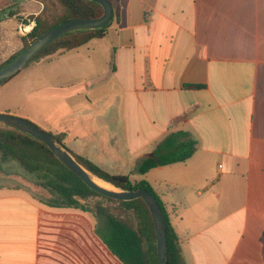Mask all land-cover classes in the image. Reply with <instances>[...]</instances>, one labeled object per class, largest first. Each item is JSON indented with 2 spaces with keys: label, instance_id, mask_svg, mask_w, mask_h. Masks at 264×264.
Returning <instances> with one entry per match:
<instances>
[{
  "label": "crops",
  "instance_id": "1",
  "mask_svg": "<svg viewBox=\"0 0 264 264\" xmlns=\"http://www.w3.org/2000/svg\"><path fill=\"white\" fill-rule=\"evenodd\" d=\"M17 2L19 12L0 17V53L20 50V21L44 9ZM115 3L120 17L104 38L22 70L36 66L26 81L41 105L52 102L42 113L47 131L65 133L72 151L113 174L147 180L183 264H264V0ZM172 131L191 133L195 154L136 174ZM11 162L0 160V264H123L95 234L92 213L34 197L14 183Z\"/></svg>",
  "mask_w": 264,
  "mask_h": 264
},
{
  "label": "trees",
  "instance_id": "2",
  "mask_svg": "<svg viewBox=\"0 0 264 264\" xmlns=\"http://www.w3.org/2000/svg\"><path fill=\"white\" fill-rule=\"evenodd\" d=\"M37 1L43 3L44 9L39 15L31 17V20L35 22L33 30L28 36L22 37L23 47L20 50L6 60H0V70L11 64L29 44L48 30L71 20L100 17L104 13L101 5L90 0ZM50 1L56 2L61 9V13L53 16L52 20L45 16L47 3ZM109 1L114 9L109 24L94 30L71 32L58 38L36 53L23 69L58 52L70 51L93 39L104 38L113 21H118L120 17V7L115 3L116 0ZM20 72L1 80L0 90ZM186 87L197 89L201 86L187 85ZM188 116L189 113H185L176 117L173 124L185 121ZM53 135L94 176L121 190L144 188L154 195L160 203L166 221L168 264H183L179 235L165 204L147 180L133 182L128 175L113 174L68 148L65 144L67 136L65 133ZM197 147L198 142L191 133L172 131L157 145L152 156L144 157L139 161L134 172L146 175L154 168L185 162L195 154ZM0 156L3 162L8 159L17 162L26 172L34 176L38 186L51 193L52 197L44 201L47 205L92 213L97 221L95 234L123 264H158L155 225L152 214L143 199L120 201L90 189L76 173L56 157L45 143L16 129L0 126ZM91 201H95V205H92ZM119 213L126 215V218L119 216Z\"/></svg>",
  "mask_w": 264,
  "mask_h": 264
},
{
  "label": "water",
  "instance_id": "3",
  "mask_svg": "<svg viewBox=\"0 0 264 264\" xmlns=\"http://www.w3.org/2000/svg\"><path fill=\"white\" fill-rule=\"evenodd\" d=\"M102 6L104 13L100 17L82 18L65 22L53 29L48 30L31 44L7 67L0 70V81L20 72L31 60V58L41 51L48 44L57 40L58 38L79 30H94L99 27L106 26L112 20L114 13L113 6L109 0H90ZM0 126L12 128L26 133L43 143H45L56 157L74 173H76L90 189L115 200L133 201L136 199H143L153 217L158 248V264H168V244H167V226L163 211L157 198L144 188L138 190H121L113 186L107 188L95 181L97 178L104 181L87 169H85L76 158L67 150L52 133L43 129L38 124L11 114L0 113ZM153 153L147 155L152 156ZM146 156V157H147ZM105 183H108L104 181Z\"/></svg>",
  "mask_w": 264,
  "mask_h": 264
},
{
  "label": "rangeland",
  "instance_id": "4",
  "mask_svg": "<svg viewBox=\"0 0 264 264\" xmlns=\"http://www.w3.org/2000/svg\"><path fill=\"white\" fill-rule=\"evenodd\" d=\"M18 0H0V17L2 18L5 16L7 12L9 13H17L20 11ZM37 1V0H35ZM3 8V9H2ZM36 10L31 6L28 9V13H34ZM61 13V9L58 6V4L54 1H50L47 3V7L45 10V16L52 20L53 16L58 15ZM32 14L28 16L29 19H31ZM23 18L22 16H18V19L20 20ZM28 18H24L26 21ZM21 22V21H20ZM7 27L10 30V32H14L15 30V19L8 20ZM14 44L16 47H22V42L19 40H15ZM6 48L3 46V49ZM17 51V50H16ZM14 53V52H13ZM12 53V54H13ZM11 55V52L9 53L8 49L5 52L0 53V60H6ZM37 70L36 66L34 68H31L29 70L22 71L21 75L18 78V82L16 84H11L9 88H7L5 91L3 90L0 94V113L5 114H11L15 116H19L25 119H28L39 126H41L45 130L48 129V126L45 124L44 119L42 117V113H44L47 109H50L53 111L52 102L46 103V105H41L40 102H38L35 98L36 94H32L31 91V85L28 84V81H26V77L33 75L36 77ZM34 98V99H32ZM35 115V116H34ZM30 116L33 117V119H30ZM68 147V146H67ZM69 148V147H68ZM1 160V156H0ZM14 167H12V165ZM4 164V167L7 169L9 167H12L13 170V176H14V183L15 184H21L24 188L30 190L32 195L34 197L40 198L41 200H48L50 199V196L48 195L47 191L43 189L42 187L37 186L36 183H32L30 179H27V177H33L28 172H26L17 162H11ZM27 175V177L25 176ZM134 181H136L137 178L132 177ZM20 181V182H19ZM26 184V185H24ZM27 185H30L29 187ZM33 187V191L31 189ZM92 205H95V201H91ZM119 216L122 218H126V215L119 213Z\"/></svg>",
  "mask_w": 264,
  "mask_h": 264
},
{
  "label": "built area",
  "instance_id": "5",
  "mask_svg": "<svg viewBox=\"0 0 264 264\" xmlns=\"http://www.w3.org/2000/svg\"><path fill=\"white\" fill-rule=\"evenodd\" d=\"M35 26L34 21H22L18 25V33L22 36H28Z\"/></svg>",
  "mask_w": 264,
  "mask_h": 264
},
{
  "label": "bare ground",
  "instance_id": "6",
  "mask_svg": "<svg viewBox=\"0 0 264 264\" xmlns=\"http://www.w3.org/2000/svg\"><path fill=\"white\" fill-rule=\"evenodd\" d=\"M94 179H95V181H96L97 183H99L100 185H102V186H104V187H107V188H113V186L110 185L109 183H105L104 181H101V180H99V179H97V178H94Z\"/></svg>",
  "mask_w": 264,
  "mask_h": 264
}]
</instances>
